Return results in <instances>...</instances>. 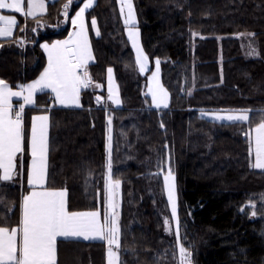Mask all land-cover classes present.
<instances>
[{"label":"trees","instance_id":"obj_1","mask_svg":"<svg viewBox=\"0 0 264 264\" xmlns=\"http://www.w3.org/2000/svg\"><path fill=\"white\" fill-rule=\"evenodd\" d=\"M83 1L73 0L69 19ZM68 3L49 1L46 12L35 18L19 14L14 36L0 39V79L18 88L39 76L47 64L41 44L65 38L72 29L63 14ZM133 3L150 70L139 72L119 1L97 0L87 11L93 86L81 91L80 107L54 104L49 91L37 94V106L25 113V173L31 118L47 112L49 187L68 190L71 210L105 211L111 116L113 178L122 188L121 264H179L176 237L164 223L171 219L161 175L167 159L177 176L181 236L194 252V263L264 264V170L252 167L244 135L264 119L259 115L264 113V0ZM93 17L99 36L90 23ZM156 59L171 95L167 108H155L146 95ZM108 68L117 79L121 106L108 100ZM220 109L252 112L247 124L200 114ZM19 179L0 186V215L9 226L21 216ZM13 206L9 219L5 209ZM59 244L76 264H106L103 241Z\"/></svg>","mask_w":264,"mask_h":264},{"label":"snow or ice","instance_id":"obj_2","mask_svg":"<svg viewBox=\"0 0 264 264\" xmlns=\"http://www.w3.org/2000/svg\"><path fill=\"white\" fill-rule=\"evenodd\" d=\"M73 0L64 5L65 22L75 29L68 39L57 40L52 44H43L47 53V67L38 79L31 83L17 85L14 91L9 84L0 80V186L13 182L17 176L23 175V153L25 151L26 134L24 126L25 106H35V96L45 90H51L59 105L80 107V93L83 89L93 86L88 65L94 60L89 41L85 13L93 8L94 0H86L83 7L69 19V8ZM77 4L80 0H76ZM120 12L125 16L124 23L130 25L128 38L135 49V63L139 72L145 73L149 67V58L144 53L139 41V30L135 28L136 16L133 0H119ZM45 8L43 0H0V10H10L26 17L35 18L37 10ZM15 16L0 15V37H11L17 26ZM95 29V35L100 32L97 21H90ZM23 31V29H20ZM254 35V34H250ZM22 43V41H21ZM253 51H255L253 49ZM160 60H155V71L151 74L150 87L146 95L157 108H167L169 92L160 82ZM113 69L108 68L107 88L108 100L117 106L121 101L118 90L112 86ZM99 87V85H96ZM22 98L23 102L14 108L12 98ZM99 101L100 98L98 97ZM250 110L214 114L217 121H227L233 124H247L250 120ZM202 115H207L202 113ZM264 116V113H259ZM29 137L31 166L28 172L27 184L30 191L23 195L19 205L21 216L16 226H9L5 216L0 215V264H57V239H99L108 244V264H120V225L118 194L121 186L119 179H113L112 164V117H108V154L107 179V209L101 219V212L69 211L67 206V191L45 188L47 181L48 154V115L31 118ZM163 127V125H161ZM244 135L250 139V154L254 156L252 167L264 169V119L255 128L249 127ZM20 157L19 168L17 158ZM167 200L171 205V213L175 218V228L169 225L168 231L176 237L179 264H190L191 253L180 240V220L177 215L176 177L170 166L163 177ZM39 189V190H37ZM255 204L249 208L255 217ZM15 209H5L10 219V213ZM243 211V209H241Z\"/></svg>","mask_w":264,"mask_h":264},{"label":"crops","instance_id":"obj_3","mask_svg":"<svg viewBox=\"0 0 264 264\" xmlns=\"http://www.w3.org/2000/svg\"><path fill=\"white\" fill-rule=\"evenodd\" d=\"M49 1H53V0H43V2H44V5H45V8H44V10L43 11H41V10H37V14H36V16L37 15H39V14H43V13H45L46 12V10H47V5H48V2ZM96 1L97 0H94V5H95V3H96ZM119 1V0H118ZM86 2V0H84L83 1V3L81 4V6L80 7H83V4ZM25 5H26V8H27V0H25ZM133 5H134V3H133ZM79 7V8H80ZM119 8H120V4H119ZM79 10V9H78ZM77 10V11H78ZM134 10H135V7H134ZM121 13V12H120ZM0 15H9V16H15L16 17V19H17V22L19 23V13H14V12H11L10 10H7V9H4V10H0ZM75 15V14H74ZM74 15H73V17L72 18H74ZM121 16H122V20H123V23H124V20H125V16L124 15H122L121 14ZM135 16H136V25H135V28L136 29H138L139 30V37H138V41H139V43H140V45H141V47H142V49H143V51H144V53L147 55V53L145 52V50H144V47H143V43H142V39H141V32H140V28H139V22H138V19H137V15H136V12H135ZM30 17V16H29ZM85 17H86V24H87V27H88V23H87V12L85 13ZM17 23V24H18ZM124 25H125V29H126V34H127V37H128V31H129V27H130V25H126L125 23H124ZM17 27V26H16ZM97 27H98V24H97ZM16 30V29H15ZM15 30L13 31V35L11 36V37H0V39H8V38H12L13 36H14V34H15ZM73 31H75V29L72 27V29L70 30V33L68 34V36L67 37H65V38H59V39H55L54 41H52V42H48V41H44L42 44H41V46L43 45V44H52V43H54L55 41H57V40H66V39H68V37H69V35L73 32ZM88 34H89V28H88ZM129 39V38H128ZM89 41H90V34H89ZM130 41V40H129ZM130 43H131V41H130ZM90 45H91V41H90ZM132 45V44H131ZM91 48H92V46H91ZM42 49H43V47H42ZM134 49V48H133ZM44 50V49H43ZM134 51H135V49H134ZM45 52V51H44ZM92 53H93V50H92ZM45 54H46V56H47V53L45 52ZM93 56H94V54H93ZM148 56V55H147ZM149 58V57H148ZM95 61V56H94V60L93 61H91L90 63H89V65L92 63V62H94ZM89 65H88V71H89ZM47 67V64H46V66H45V68ZM154 67H155V65H154ZM153 67V69L155 70V68ZM161 67V66H160ZM44 68V69H45ZM150 68H151V62H150V60H149V67H148V70L146 71V72H148L149 70H150ZM43 69V70H44ZM43 72V71H42ZM42 72L39 74V76L42 74ZM145 72V73H146ZM153 73V70H152V72L148 75V86H147V91H148V88L151 86L150 85V80H151V74ZM113 74V73H112ZM39 76L37 77V78H35L34 80H36V79H38L39 78ZM161 76H162V74H161ZM162 79V78H161ZM0 80H3V79H0ZM34 80H31V81H29V82H27V83H31V82H33ZM4 81H6V80H4ZM8 84H9V86H11L12 88H13V90L14 91H16V90H19L18 88H16V87H13L8 81H6ZM27 83H24V84H27ZM162 83H163V81H162ZM164 85V84H163ZM164 87H165V85H164ZM166 88V87H165ZM167 89V88H166ZM168 90V89H167ZM45 91H48V90H45ZM50 92V91H49ZM169 92V91H168ZM38 94V93H37ZM37 94H36V96H35V100H36V105L35 106H37ZM169 95H170V92H169ZM151 97V96H150ZM12 102H13V105H14V108L15 107H17L18 106V104L19 103H22L23 102V100H22V98H17V97H13L12 98ZM170 102H171V95H170V98H169V102H168V106L170 105ZM153 104V103H152ZM56 105H59L58 104V102H56ZM80 105H81V98H80ZM59 106H63V105H59ZM153 106L155 107V105L153 104ZM30 107H34V106H25V113H26V110L28 109V108H30ZM65 107H71V106H65ZM155 108H157V107H155ZM161 108H163V107H161ZM25 113H24V126H25ZM39 115H48L49 116V121H48V125H49V127H48V153H49V142H50V128H51V121H50V115H49V113H47V112H40V113H36V114H34L33 116H39ZM32 116V117H33ZM31 123H32V121H31ZM30 130H31V128H30ZM29 137H30V135H29ZM26 143H25V151H24V153H23V175H20L19 176V180H18V182L16 183L15 182V184H17V186L19 187V189H20V194H21V202H20V204L22 203V197H23V195H26L31 189H30V187L28 186V184H27V177H28V172H29V170H30V166H31V155H30V146H29V140H28V153H29V161H28V164H27V168H26V173H25V163H24V157H25V152H26ZM19 165H20V157L18 156V158H17V166H18V168H19ZM48 176H49V159H48V154H47V181H46V184H45V188H47V189H52V190H66L67 191V197H66V200H67V206H68V210L69 211H80V212H82V211H95V210H99L100 212H101V219H103V215H104V213H105V211H103V210H101L100 208H97V209H82V210H71L70 209V207H69V192H68V190L66 189V188H51V187H49V185H48ZM37 190H39V189H37ZM0 226H3V225H0ZM16 226V225H15ZM65 239H62V238H58L57 239V264H76L75 263V261L74 260H70V258H69V256H68V248H66V246L65 245H60L59 243H60V241H64ZM67 240H79V241H83V242H94V241H103V240H99V239H94V240H84V239H82V238H80V239H67ZM103 242H105L106 243V245H107V249H106V264H108V244H107V242L106 241H103ZM120 264H121V262H122V256L120 255Z\"/></svg>","mask_w":264,"mask_h":264},{"label":"rangeland","instance_id":"obj_4","mask_svg":"<svg viewBox=\"0 0 264 264\" xmlns=\"http://www.w3.org/2000/svg\"><path fill=\"white\" fill-rule=\"evenodd\" d=\"M155 68V67H154ZM155 70L153 69V72ZM112 86L114 87V89L118 90V94H119V98H120V105L118 106H121L122 104V98H121V93H120V89H119V85H118V82H117V79L115 77V74L113 72L112 74ZM151 78V77H150ZM162 76H161V67H160V82L162 83ZM163 84V83H162ZM164 86V85H163ZM48 91L51 92V90L49 89ZM81 94V93H80ZM51 97H52V100H53V103L56 104V101L54 99V94L51 92ZM81 98V96H80ZM115 106H117L115 104ZM241 110H249V109H220V110H202L201 111V116L205 117V118H208V119H211V120H215L213 118V115L214 114H227L229 112H239ZM251 110L249 111V116L251 114ZM202 113H206L207 115H202ZM217 121V120H216ZM112 127V148H113V125H111ZM108 137V135H107ZM248 140H249V144H250V139L248 137ZM107 154H108V139H107ZM253 156V155H252ZM254 163V156H253V159H252V164ZM112 164H113V161H112ZM114 166V164H113ZM170 166V162H169V159H167V161H164L161 163V175L164 177V175L166 174V170H167V167ZM171 167V166H170ZM172 169V168H171ZM258 169V168H257ZM261 170H264V169H261ZM173 171V170H172ZM175 177H176V188H177V215L179 217V220H180V215H179V195H178V187H177V176H176V173L173 171ZM106 179H107V173H106ZM114 179V178H113ZM164 180V179H163ZM106 182V181H105ZM167 196V194H166ZM263 196H264V193H263ZM104 202H105V211L107 209V192H106V188H105V192H104ZM118 202H119V208H118V212H119V217L121 216V205H122V188L120 186V189H119V194H118ZM254 203V202H252ZM255 204V203H254ZM250 205V204H249ZM169 207H170V212H171V205L169 203ZM255 210H256V207H255ZM169 221V225H171L173 228H175V218L172 216V213H171V219L168 220ZM181 224V223H180ZM119 225H120V219H119ZM169 225H167V227H169ZM120 229H121V225H120ZM120 239H121V233H120ZM180 240H181V243L183 244L184 248L191 253V257H190V264H195L194 261H195V256H194V252L192 250V248H189L187 247L184 242H183V239H182V236H181V227H180ZM120 252H119V258H120Z\"/></svg>","mask_w":264,"mask_h":264}]
</instances>
